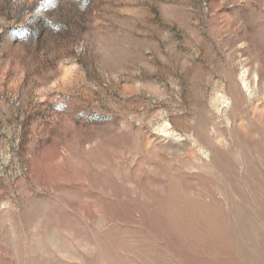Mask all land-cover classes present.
I'll list each match as a JSON object with an SVG mask.
<instances>
[{"label": "rangeland", "instance_id": "1", "mask_svg": "<svg viewBox=\"0 0 264 264\" xmlns=\"http://www.w3.org/2000/svg\"><path fill=\"white\" fill-rule=\"evenodd\" d=\"M0 264H264V0H0Z\"/></svg>", "mask_w": 264, "mask_h": 264}]
</instances>
